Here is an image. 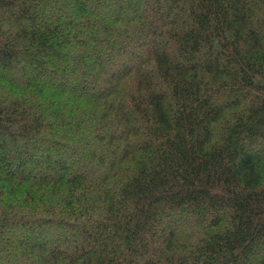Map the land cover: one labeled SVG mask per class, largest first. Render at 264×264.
<instances>
[{
    "label": "trees",
    "instance_id": "1",
    "mask_svg": "<svg viewBox=\"0 0 264 264\" xmlns=\"http://www.w3.org/2000/svg\"><path fill=\"white\" fill-rule=\"evenodd\" d=\"M0 264H264V0H0Z\"/></svg>",
    "mask_w": 264,
    "mask_h": 264
},
{
    "label": "rangeland",
    "instance_id": "2",
    "mask_svg": "<svg viewBox=\"0 0 264 264\" xmlns=\"http://www.w3.org/2000/svg\"><path fill=\"white\" fill-rule=\"evenodd\" d=\"M35 172H37V171H35ZM35 172H34V173H35ZM45 237H46V235H44V238H43V239H45Z\"/></svg>",
    "mask_w": 264,
    "mask_h": 264
}]
</instances>
